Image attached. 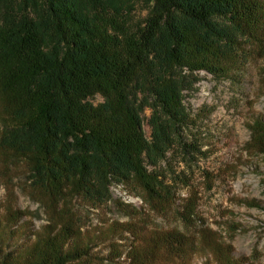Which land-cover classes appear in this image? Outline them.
I'll use <instances>...</instances> for the list:
<instances>
[{
  "label": "trees",
  "instance_id": "1",
  "mask_svg": "<svg viewBox=\"0 0 264 264\" xmlns=\"http://www.w3.org/2000/svg\"><path fill=\"white\" fill-rule=\"evenodd\" d=\"M141 1L135 19L137 0H0V151L25 164L50 212L107 203L112 186L157 207L173 201L182 179L161 163L201 154L185 92L199 73L229 77L264 47V0ZM252 129L264 141V121ZM62 217L58 233L4 264L73 262V225Z\"/></svg>",
  "mask_w": 264,
  "mask_h": 264
},
{
  "label": "rangeland",
  "instance_id": "2",
  "mask_svg": "<svg viewBox=\"0 0 264 264\" xmlns=\"http://www.w3.org/2000/svg\"><path fill=\"white\" fill-rule=\"evenodd\" d=\"M134 5L135 19L145 15L146 2ZM244 61L229 77L199 73L194 92H185L194 123L187 133L201 154L186 162L169 154L161 163L184 182L177 178L175 199L160 207L112 186L107 203L74 200L50 212L31 192L25 164L7 162L0 151V264L21 260L49 229L58 233L66 214L74 230L67 248L76 255L69 264H264V141L252 129L264 121V47ZM150 114L143 117L148 138Z\"/></svg>",
  "mask_w": 264,
  "mask_h": 264
}]
</instances>
